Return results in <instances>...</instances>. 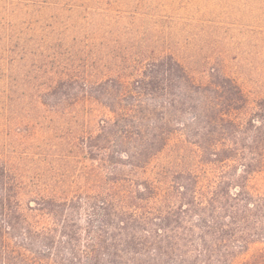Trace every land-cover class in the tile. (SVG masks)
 Instances as JSON below:
<instances>
[{
	"label": "trees",
	"instance_id": "1",
	"mask_svg": "<svg viewBox=\"0 0 264 264\" xmlns=\"http://www.w3.org/2000/svg\"><path fill=\"white\" fill-rule=\"evenodd\" d=\"M256 9L264 22V0ZM50 90L56 105L85 97L111 115L80 140L96 189L25 210L0 163V264H264V191L250 187L264 173V99L239 122L248 100L234 80L197 85L169 56L128 80ZM173 139L196 151L201 171L139 179Z\"/></svg>",
	"mask_w": 264,
	"mask_h": 264
},
{
	"label": "rangeland",
	"instance_id": "2",
	"mask_svg": "<svg viewBox=\"0 0 264 264\" xmlns=\"http://www.w3.org/2000/svg\"><path fill=\"white\" fill-rule=\"evenodd\" d=\"M258 0H0V163L17 177L23 209L40 197L95 190L82 137L111 117L85 97L56 105L58 80L131 79L172 57L197 85L234 80L247 97L234 119L264 99V22ZM43 103H46L44 105ZM199 173L196 151L173 139L138 178L166 183ZM264 191V173L252 179Z\"/></svg>",
	"mask_w": 264,
	"mask_h": 264
}]
</instances>
